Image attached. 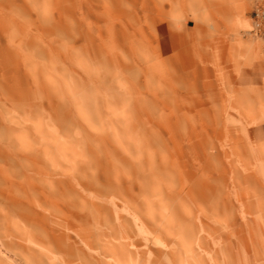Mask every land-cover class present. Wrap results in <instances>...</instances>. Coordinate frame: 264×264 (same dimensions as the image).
Instances as JSON below:
<instances>
[{
	"label": "rangeland",
	"instance_id": "1",
	"mask_svg": "<svg viewBox=\"0 0 264 264\" xmlns=\"http://www.w3.org/2000/svg\"><path fill=\"white\" fill-rule=\"evenodd\" d=\"M249 11L0 0V264H264Z\"/></svg>",
	"mask_w": 264,
	"mask_h": 264
},
{
	"label": "built area",
	"instance_id": "2",
	"mask_svg": "<svg viewBox=\"0 0 264 264\" xmlns=\"http://www.w3.org/2000/svg\"><path fill=\"white\" fill-rule=\"evenodd\" d=\"M249 2V29L247 37L259 43L264 53V0H248Z\"/></svg>",
	"mask_w": 264,
	"mask_h": 264
}]
</instances>
